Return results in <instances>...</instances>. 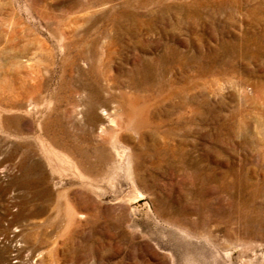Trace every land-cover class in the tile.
Segmentation results:
<instances>
[{
  "label": "rangeland",
  "instance_id": "rangeland-1",
  "mask_svg": "<svg viewBox=\"0 0 264 264\" xmlns=\"http://www.w3.org/2000/svg\"><path fill=\"white\" fill-rule=\"evenodd\" d=\"M0 264H264V0H0Z\"/></svg>",
  "mask_w": 264,
  "mask_h": 264
}]
</instances>
